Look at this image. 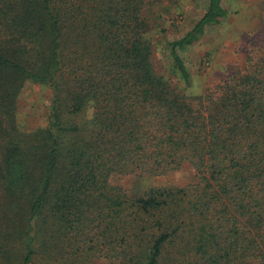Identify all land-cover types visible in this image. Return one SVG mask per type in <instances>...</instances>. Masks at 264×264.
Wrapping results in <instances>:
<instances>
[{
	"label": "trees",
	"instance_id": "trees-1",
	"mask_svg": "<svg viewBox=\"0 0 264 264\" xmlns=\"http://www.w3.org/2000/svg\"><path fill=\"white\" fill-rule=\"evenodd\" d=\"M149 0H0V264H264V54L217 95L187 93L181 51L154 67ZM28 83L51 90L24 128ZM91 119L76 117L89 105ZM190 164L197 180L133 192L115 180Z\"/></svg>",
	"mask_w": 264,
	"mask_h": 264
},
{
	"label": "rangeland",
	"instance_id": "rangeland-1",
	"mask_svg": "<svg viewBox=\"0 0 264 264\" xmlns=\"http://www.w3.org/2000/svg\"><path fill=\"white\" fill-rule=\"evenodd\" d=\"M153 43L152 60L158 73L172 78V59L167 42L184 35L207 9L209 0H149ZM228 13L217 25L208 27L191 46L180 53L190 71L192 83L187 93L195 96L217 95L231 75L244 74L249 59L264 54V0H223ZM51 90L28 83L18 101V119L22 127L33 128L45 123ZM90 104L76 117L84 123L91 119ZM196 169L186 164L162 176H124L115 181L133 192L151 187L184 186L197 180ZM94 264H106L96 261Z\"/></svg>",
	"mask_w": 264,
	"mask_h": 264
}]
</instances>
